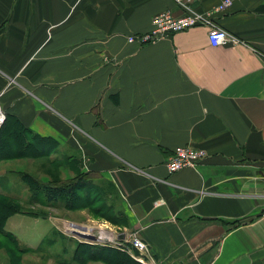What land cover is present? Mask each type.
Wrapping results in <instances>:
<instances>
[{
    "label": "crops",
    "instance_id": "0c3cea01",
    "mask_svg": "<svg viewBox=\"0 0 264 264\" xmlns=\"http://www.w3.org/2000/svg\"><path fill=\"white\" fill-rule=\"evenodd\" d=\"M223 1L0 0L4 118L47 149L0 159L3 196H28L27 179L73 194L77 180L61 225L94 207L139 232L146 263L264 264V0ZM166 11L239 41L211 46L198 26L127 42ZM181 146L206 159L169 174Z\"/></svg>",
    "mask_w": 264,
    "mask_h": 264
},
{
    "label": "rangeland",
    "instance_id": "374dc122",
    "mask_svg": "<svg viewBox=\"0 0 264 264\" xmlns=\"http://www.w3.org/2000/svg\"><path fill=\"white\" fill-rule=\"evenodd\" d=\"M0 106V111L4 115L3 106ZM3 148H9L7 142ZM3 185L6 184L0 180V202L3 199L23 201L25 203H20L18 209L21 208V212L25 213H17L9 217L3 225V230H0V264H127L121 258L123 255L116 252L118 250L116 248L103 245H80L77 240L61 232L63 225L59 222L66 218L62 211L64 199L57 202L59 211L56 212L53 210L56 208L54 204L48 205L44 197H33L31 193V196L19 197L15 195L17 190L13 189L9 197L3 196ZM33 201H38L35 204H39L40 207L32 205ZM92 208L88 216L83 215L80 219L83 222L76 225H87L98 231L106 230L109 233L116 231L103 222L108 216L103 215L102 212L96 214L95 208ZM33 210L37 211L32 212L35 213L34 216L26 212ZM108 248L115 251L107 254Z\"/></svg>",
    "mask_w": 264,
    "mask_h": 264
},
{
    "label": "built area",
    "instance_id": "2783aa9c",
    "mask_svg": "<svg viewBox=\"0 0 264 264\" xmlns=\"http://www.w3.org/2000/svg\"><path fill=\"white\" fill-rule=\"evenodd\" d=\"M183 5L188 0H175ZM230 5L229 0H224L219 6V10H223ZM206 27L208 42L211 46H222L226 44H237L238 39L228 34L226 31L216 27L208 19L207 14L192 13L181 17H175L170 12H161L155 15L151 20V29L145 33L130 35L127 37V42L136 43L140 46L152 44L159 40L167 39L171 35L183 32L192 27ZM206 159V154L203 150L190 146H181L175 148L172 155L166 162V169L169 174H175L183 169H194L199 163ZM160 203H162L160 201ZM65 236L73 238L80 243L88 245H103L116 248L127 253L135 261L141 264L146 263L143 259L149 252V245L144 242L139 232H110L103 230L98 231L96 228L85 225H76L67 222L63 225L62 231ZM107 232L108 235L104 234ZM91 237L92 239H89ZM134 251L137 255H134Z\"/></svg>",
    "mask_w": 264,
    "mask_h": 264
},
{
    "label": "trees",
    "instance_id": "16d2710c",
    "mask_svg": "<svg viewBox=\"0 0 264 264\" xmlns=\"http://www.w3.org/2000/svg\"><path fill=\"white\" fill-rule=\"evenodd\" d=\"M41 139L32 134L28 129L23 128L15 118L12 116L5 114V118L3 123L0 125V159H8L13 157V155H18L21 157L22 155H26V157H39L47 154V149L43 147V149H39L38 145L40 144ZM5 142L9 148H3ZM46 147V144H44ZM3 150H7L9 152H4ZM27 178V177H26ZM25 184L28 187L29 195L33 197L38 196L44 197L46 204L51 205L57 203L61 199H68L70 195H76V190L78 188L79 182L76 180L73 182L74 190L73 194L69 191V187L65 185L58 187H51L49 185H41L34 180L27 179L25 180ZM37 190V191H36ZM31 193V194H30ZM6 198V197H3ZM38 201H33L32 205L37 203ZM20 203H25L23 201H12L8 199H3L0 202V230H3V225H5L6 220L17 214V213H25L21 212V208L18 209ZM29 215H33L35 213L26 211ZM80 245L83 243L78 242ZM87 245V244H83ZM115 251V249L108 248L106 249L107 254ZM116 252L122 254L121 256L127 264H139L130 258L129 255L116 250ZM128 258V259H127ZM127 259V260H126Z\"/></svg>",
    "mask_w": 264,
    "mask_h": 264
},
{
    "label": "bare ground",
    "instance_id": "6f19581e",
    "mask_svg": "<svg viewBox=\"0 0 264 264\" xmlns=\"http://www.w3.org/2000/svg\"><path fill=\"white\" fill-rule=\"evenodd\" d=\"M3 120H4V115L1 113V111H0V125L3 123ZM104 234L106 235H108V233L107 232H104Z\"/></svg>",
    "mask_w": 264,
    "mask_h": 264
},
{
    "label": "water",
    "instance_id": "95a60500",
    "mask_svg": "<svg viewBox=\"0 0 264 264\" xmlns=\"http://www.w3.org/2000/svg\"><path fill=\"white\" fill-rule=\"evenodd\" d=\"M89 239H92L91 237H88Z\"/></svg>",
    "mask_w": 264,
    "mask_h": 264
}]
</instances>
